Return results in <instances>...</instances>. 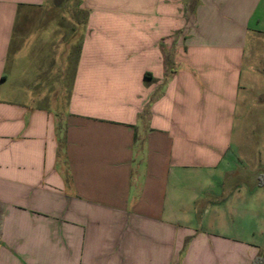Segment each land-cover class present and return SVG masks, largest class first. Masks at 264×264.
Returning a JSON list of instances; mask_svg holds the SVG:
<instances>
[{"label":"crops","instance_id":"1","mask_svg":"<svg viewBox=\"0 0 264 264\" xmlns=\"http://www.w3.org/2000/svg\"><path fill=\"white\" fill-rule=\"evenodd\" d=\"M60 5L0 0V264L264 260V0Z\"/></svg>","mask_w":264,"mask_h":264},{"label":"rangeland","instance_id":"2","mask_svg":"<svg viewBox=\"0 0 264 264\" xmlns=\"http://www.w3.org/2000/svg\"><path fill=\"white\" fill-rule=\"evenodd\" d=\"M52 2L60 5V17L67 20V22H70L71 18L81 19L82 16L79 15V13L75 10L77 0H52ZM51 3V2H49ZM78 13V14H77ZM79 15V16H78ZM72 26V25H71ZM83 26L80 22H78L76 25L72 27H65V33L70 35V38H63V34H61V38L58 34H56L53 39H50L54 43L48 42L49 40H46L47 33L45 32L43 35V39H41L36 46H38L39 50L32 51V47L35 44H31V49L27 50V61H34L39 62L41 64H47L48 57L50 53L55 51V58L53 59V62L57 64V67L60 69L61 72L67 73L69 69L71 68V65H73L74 57L78 55V48L80 46V40L83 34ZM47 31V29L45 30ZM70 45V47L68 46ZM35 46V45H34ZM35 46V47H36ZM55 50H54V48ZM36 53H39L41 58L38 59L32 58ZM70 56V59L68 57ZM67 76V74H66ZM63 77V75H62Z\"/></svg>","mask_w":264,"mask_h":264},{"label":"trees","instance_id":"3","mask_svg":"<svg viewBox=\"0 0 264 264\" xmlns=\"http://www.w3.org/2000/svg\"><path fill=\"white\" fill-rule=\"evenodd\" d=\"M263 261H264L263 258L260 256V257H258V258L255 260L254 264H262Z\"/></svg>","mask_w":264,"mask_h":264}]
</instances>
